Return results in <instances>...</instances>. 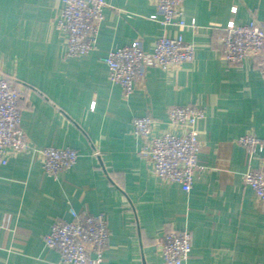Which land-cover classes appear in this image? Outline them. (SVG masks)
I'll list each match as a JSON object with an SVG mask.
<instances>
[{
    "label": "crops",
    "instance_id": "1",
    "mask_svg": "<svg viewBox=\"0 0 264 264\" xmlns=\"http://www.w3.org/2000/svg\"><path fill=\"white\" fill-rule=\"evenodd\" d=\"M105 1L97 49L68 57L67 34L56 27L63 0H0V75L25 88L19 105L29 139L0 164V264H62L44 236L72 209L106 215L103 264H167L159 242L171 230L191 234L183 264H264V201L243 180L264 149L249 155L237 141L246 133L264 140V76L250 59L226 60L220 39L230 20L264 22V0H185L183 17L196 28L152 19L156 0ZM164 32L182 33L193 60L148 68L124 96L101 56L135 39L151 50ZM188 103L205 109L196 123L204 169L185 191L140 155L133 119L150 115L154 133H183L168 108ZM45 146L74 148L78 160L49 175L38 152Z\"/></svg>",
    "mask_w": 264,
    "mask_h": 264
},
{
    "label": "built area",
    "instance_id": "2",
    "mask_svg": "<svg viewBox=\"0 0 264 264\" xmlns=\"http://www.w3.org/2000/svg\"><path fill=\"white\" fill-rule=\"evenodd\" d=\"M157 12L151 15L164 27L171 25L196 28L183 17L185 0H156ZM105 0H63L56 27L67 34L66 55L82 56L97 49L99 25L104 17ZM236 8H233L235 11ZM221 39L223 57L231 63L253 61L264 76V22L252 19L238 24L230 20L224 27ZM194 46L182 33L171 36L162 33L153 49L147 50L141 39L109 49L101 59L107 64L109 79L122 87L129 97L150 67H178L192 61ZM25 91L13 79L0 75V164L6 163V151L20 153L29 147V139L21 125L19 100ZM205 116V109L197 103L172 105L168 108L169 123L184 130L183 133H154L155 119L150 115L133 119V132L142 137L141 156L147 158L154 174L163 181L176 182L185 191L192 189L196 173L204 166L199 163L200 149L196 123ZM249 155L264 149V140L254 133L237 139ZM43 158V169L56 175L73 166L78 152L71 147L45 146L38 150ZM258 198L264 201V160L257 168H249L243 177ZM71 220L55 221L44 236L45 244L56 249L62 264H103L104 251L110 232L103 212L87 213L71 210ZM160 249L167 264H183L192 250L191 234L187 230H171L160 238Z\"/></svg>",
    "mask_w": 264,
    "mask_h": 264
}]
</instances>
